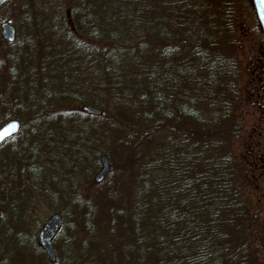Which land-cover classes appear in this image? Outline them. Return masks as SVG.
Instances as JSON below:
<instances>
[{"label": "trees", "instance_id": "1", "mask_svg": "<svg viewBox=\"0 0 264 264\" xmlns=\"http://www.w3.org/2000/svg\"><path fill=\"white\" fill-rule=\"evenodd\" d=\"M207 1L0 0V13L19 8L23 23L40 28V44L53 60L47 64L55 84L47 87L50 99L101 111L104 98L97 96L105 91L121 109L108 119L131 134L122 146L141 153L140 188L123 212H111V233L86 238L91 259L83 264H254L259 218L242 189L244 160L232 147L241 130L235 114L239 59L228 57L226 50L236 45L224 40L233 12L227 0H217L216 13ZM83 113L85 120L61 116L75 125L67 152L84 164L110 160L111 154L91 149L98 132L106 136L94 124L106 112ZM39 125L37 119L26 128L21 145L37 138ZM263 142L253 153L264 168ZM63 229L64 223L58 236Z\"/></svg>", "mask_w": 264, "mask_h": 264}, {"label": "rangeland", "instance_id": "2", "mask_svg": "<svg viewBox=\"0 0 264 264\" xmlns=\"http://www.w3.org/2000/svg\"><path fill=\"white\" fill-rule=\"evenodd\" d=\"M35 1L40 4V0ZM227 1L233 12L234 26L229 36L234 33L235 38L229 40L228 34H224V40L228 39L226 46L235 43L236 48L231 47L226 52L229 58L239 59L235 114L241 122V130L232 147L236 156L244 160L242 189L259 218L253 248L254 264H264V168L254 156L258 149L253 147L264 141V136L259 137V134H264V39L252 1ZM217 3V0H211L205 5L216 13ZM18 10L8 8L0 13V128L8 118L18 121L21 126L19 133L0 150V264L87 263L91 257L84 250L86 238L111 233V212L114 210L117 215L123 212L140 188L143 172L142 160L138 157L141 153L134 145L122 146L131 134L123 123L114 124L108 119L109 115L113 118L114 111L121 109L115 104L112 106L105 91L97 97L104 98L105 109L101 111L104 110L107 117L94 119V124H101L106 136L98 132L91 148L96 149L95 153L100 156L108 153L110 157L111 154L110 160L108 158L110 170L104 182H94L102 169L99 160L97 164L94 160L88 161L85 167L82 159L78 160L67 152L73 144L67 137L75 134V125L64 123L61 116L70 114L85 120L84 111L79 105L50 99L54 94L52 91L47 93V87L50 89L55 84L50 83L54 77L48 74L51 70L47 64L52 65L53 60H47L50 53L46 54L44 45L40 44V28H29L23 23L26 15ZM39 13L37 10L36 15ZM217 16L219 25L223 24L222 17ZM212 17L208 19L212 20ZM3 23L15 28L14 42L3 40ZM189 25L193 27L195 22L189 21ZM209 32L206 30V34ZM161 48L156 42L155 49ZM37 119H40L37 138L29 142L30 146L24 147L21 141L25 130L33 127ZM116 127L122 133L110 130ZM162 134L158 133V137H163ZM259 150H264V142ZM73 202H78L80 209ZM55 215L62 217L64 229L54 239L57 261L52 263L38 247V234L44 223ZM105 222L107 226L102 225Z\"/></svg>", "mask_w": 264, "mask_h": 264}, {"label": "water", "instance_id": "3", "mask_svg": "<svg viewBox=\"0 0 264 264\" xmlns=\"http://www.w3.org/2000/svg\"><path fill=\"white\" fill-rule=\"evenodd\" d=\"M254 5L258 22L260 24L263 38H264V0H252ZM3 40L8 42H14L16 38V30L9 23H3L1 25ZM86 113L102 115V111L94 109L92 107H83L82 109ZM21 129L18 121H10L0 128V146L8 141L13 136L17 135ZM102 169L95 177V183L101 184L104 182L110 170V165L107 157H102ZM62 226V219L59 215H55L48 219L38 235V245L48 255L50 262H56V252L53 246V240L60 232Z\"/></svg>", "mask_w": 264, "mask_h": 264}]
</instances>
